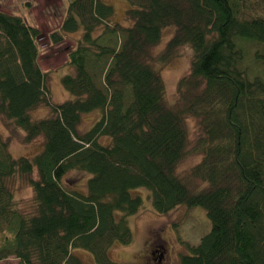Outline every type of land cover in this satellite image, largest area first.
I'll use <instances>...</instances> for the list:
<instances>
[{"label":"trees","instance_id":"16d2710c","mask_svg":"<svg viewBox=\"0 0 264 264\" xmlns=\"http://www.w3.org/2000/svg\"><path fill=\"white\" fill-rule=\"evenodd\" d=\"M127 1V25L104 0L66 1L47 35L58 45L81 31L60 104L39 64L41 31L0 10V117L26 143L42 139L33 157H14L0 140V262L85 264L84 250L93 264H114L109 249L131 243L127 217L143 204L135 190L147 189L156 213L199 206L211 223L179 264H264V0ZM183 46L189 72L169 104L160 69ZM40 107L47 115L33 119ZM189 117L199 129L191 147ZM190 153L201 160L181 177ZM71 171L86 175L83 189L64 184ZM16 179L32 189L24 208Z\"/></svg>","mask_w":264,"mask_h":264},{"label":"rangeland","instance_id":"374dc122","mask_svg":"<svg viewBox=\"0 0 264 264\" xmlns=\"http://www.w3.org/2000/svg\"><path fill=\"white\" fill-rule=\"evenodd\" d=\"M66 1L72 0H0V10L23 17L29 24L38 28L42 37L39 40L41 50L39 64L43 70L50 71L49 89L51 100L55 104L63 103L70 98L69 93L63 88L61 79L72 73V68L66 64V53L73 47L81 31L70 34L61 44L54 45L48 40V33L56 29L64 14ZM114 8V20L127 25L124 22V12L128 8L127 0H104ZM174 33V28H167L160 43L153 48V54L163 51L166 43ZM192 51L188 46L178 50V56L167 66L160 69L165 85L166 100L169 104L177 100L176 87L178 81L189 72ZM48 113L46 107H40L32 111L33 119L44 118ZM99 117L98 112L82 116L79 130L87 131L93 122ZM190 147L199 133L197 121L194 118H186L185 121ZM24 133L12 126H7L0 117V140L8 142L9 152L14 157H33L41 148L42 139L37 138L30 143L24 141ZM101 143L108 140L102 138ZM201 160V155L190 153L178 166L177 173L184 177L188 170ZM34 172V176H35ZM86 175L71 171L63 179L67 187L83 189ZM15 199L21 208L29 206L32 198V189L26 180L16 179ZM135 194L142 197L143 204L140 210L127 217L132 231V241L128 245L114 243L109 249V258L114 264H144L149 251H155L152 245H164L167 248L166 259L168 264H179L182 254H187L186 245H196L200 239L209 232L211 223L202 207L187 208L179 206L167 214H158L153 210L152 202L147 189L135 190ZM156 253V252H155ZM78 255L85 264H93L91 254L84 250H78ZM158 252L154 254L157 256ZM151 256V255H150ZM149 256V257H150ZM13 258L2 261L0 264H15Z\"/></svg>","mask_w":264,"mask_h":264},{"label":"flooded vegetation","instance_id":"af4514ba","mask_svg":"<svg viewBox=\"0 0 264 264\" xmlns=\"http://www.w3.org/2000/svg\"><path fill=\"white\" fill-rule=\"evenodd\" d=\"M152 248H156V250L154 252L149 251L151 256H148L144 264H168V261L166 259L167 248L164 245L157 244L152 245ZM155 252H158L157 256H154V254H156Z\"/></svg>","mask_w":264,"mask_h":264}]
</instances>
